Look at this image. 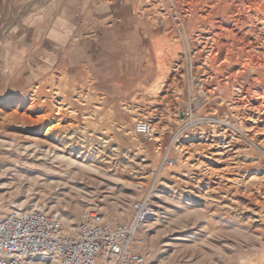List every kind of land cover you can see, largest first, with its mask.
<instances>
[{
	"label": "rangeland",
	"instance_id": "obj_1",
	"mask_svg": "<svg viewBox=\"0 0 264 264\" xmlns=\"http://www.w3.org/2000/svg\"><path fill=\"white\" fill-rule=\"evenodd\" d=\"M7 1L0 0V20L12 21L20 6L27 11L0 33V211H52L60 231L70 233L90 212L126 220L130 204L150 195L151 213L133 242L145 264H264V204L240 198L247 186H264V157L254 149L226 145L236 132L209 119H229L249 134L263 127L264 108L254 116L249 108L264 107V77L246 51L225 65L221 45L218 59L203 58L213 78L200 88L187 52L202 42L194 37V16L181 23L184 6H176L181 0H92L89 8L81 5L88 0H74L77 5L67 10L76 29L67 31L66 59L60 63L61 50L50 57V46L38 49L37 37L31 36L50 0ZM231 2L232 7L224 6L244 9V16L250 12V20L260 15L261 7L250 0ZM219 16L213 10L197 26H210ZM161 48L168 59L156 57ZM157 61L163 68L159 75ZM227 73L229 81L217 87L216 77L224 79ZM193 94L192 119L183 125L182 105ZM3 97L10 101L3 104ZM13 108L40 121L8 117ZM52 119L67 127L62 135L43 133ZM140 120L152 125L155 138L134 131ZM50 143L79 163L48 154ZM164 155L175 165L150 175ZM227 178L235 185L232 190L217 184ZM64 218L72 223L68 231L62 230Z\"/></svg>",
	"mask_w": 264,
	"mask_h": 264
},
{
	"label": "built area",
	"instance_id": "obj_2",
	"mask_svg": "<svg viewBox=\"0 0 264 264\" xmlns=\"http://www.w3.org/2000/svg\"><path fill=\"white\" fill-rule=\"evenodd\" d=\"M190 95L183 103L179 123L192 119ZM134 131L147 140L155 138L152 125L136 121ZM154 176L175 165L167 155L160 161ZM152 201L143 196L130 204L126 220L115 215L90 212L69 233L60 231L57 215L41 208L0 211V264H145L144 257L133 249L135 234L145 228Z\"/></svg>",
	"mask_w": 264,
	"mask_h": 264
},
{
	"label": "bare ground",
	"instance_id": "obj_3",
	"mask_svg": "<svg viewBox=\"0 0 264 264\" xmlns=\"http://www.w3.org/2000/svg\"><path fill=\"white\" fill-rule=\"evenodd\" d=\"M7 1V0H6ZM175 1V0H174ZM238 1V0H237ZM252 2V4L259 8V14L256 13V15H254V19L250 20L253 18H251V16H249V13H246V16H244L241 12V8H227L224 5L226 3H228L230 6L232 4L231 0H181L179 1L177 5L179 6H184V14L182 15L183 21L181 23H183L182 25H184L185 23H188V21L191 19L192 16H194L195 18V29L196 31L194 32L195 35V39L199 40L202 42V45H200L199 47H195L194 49H192L190 52L188 53V57H190V59L193 60V72L195 75V78H199L196 81V85H198L200 88H203V82L205 81V79L207 78H213V75L211 74L210 71H208L207 67L205 69L204 63L202 62L203 58L205 59L206 57H208V55H212V57L214 56V58L216 57L217 51H219V46L220 47H224L222 49V61L225 65V63H228L227 60L230 58H232L233 56H237L239 55V52L241 51H246L248 57L250 58L251 64L253 66L256 67V69L258 68L261 72V76L264 77V42H263V38H264V5L262 4L261 1L259 0H250ZM9 2V1H7ZM33 2V1H32ZM234 2V1H233ZM35 3V2H34ZM175 3V2H174ZM7 4V3H6ZM28 4V3H27ZM227 5V4H226ZM4 6V5H3ZM2 6V7H3ZM26 6V5H25ZM25 6H20L19 9H16L14 11V13L11 15L12 16V21L11 20H6L3 21L0 20V33L2 30H4V28L7 27V25L11 24L12 22L14 23V21H16L17 19L21 20V18L24 16L25 14ZM35 6V5H34ZM27 7V6H26ZM229 7V6H228ZM232 7V6H231ZM32 8V7H30ZM29 9V7H28ZM181 9V8H180ZM179 9V10H180ZM183 10V9H181ZM213 10H217L220 13V16L215 18L210 26H206V27H199L197 26L200 23L201 19H204L206 17H210L213 13ZM27 11V10H26ZM161 13V12H160ZM245 14V13H244ZM254 14V13H253ZM1 15V13H0ZM36 15V14H35ZM30 16V15H29ZM43 16V15H42ZM46 16V14L44 15V17ZM180 16V14H179ZM10 17V16H9ZM27 17V16H26ZM32 17V16H31ZM34 17V16H33ZM25 18V17H24ZM23 18V19H24ZM8 19V18H7ZM22 19V20H23ZM27 19V18H25ZM59 19V18H58ZM28 20L31 21V18H29ZM60 20V19H59ZM58 20V21H59ZM10 21V22H9ZM208 21V20H207ZM32 23V21H31ZM30 23V25H31ZM192 23V22H191ZM205 26V25H204ZM245 26V27H244ZM186 27V26H185ZM188 28V27H187ZM185 32V31H184ZM186 34V33H185ZM184 34V35H185ZM229 38L231 39H235L237 41H242L243 39H246V43L245 44H241V46H235L233 45V43L231 41H229ZM202 39V40H201ZM196 43V42H195ZM199 43V41H198ZM171 46V45H170ZM188 47V46H187ZM160 48V47H159ZM168 50V49H166ZM256 50L258 51V54L255 55L253 53V51ZM216 53V54H215ZM219 53V52H218ZM244 53V52H243ZM156 57H158V55H162L163 58L168 59L169 54L165 53V51L161 48L159 51H156ZM241 54V53H240ZM245 56V55H244ZM153 57V56H152ZM221 57V58H222ZM246 57V56H245ZM219 58V57H218ZM215 58V59H218ZM238 58V56H237ZM240 59V58H239ZM206 60V59H205ZM249 60V59H248ZM160 61V60H159ZM216 61V60H215ZM214 61V62H215ZM236 61V60H235ZM150 62V61H149ZM206 63V62H205ZM211 63V62H210ZM219 63V62H218ZM220 63V64H221ZM233 63V62H231ZM236 64V62H234ZM239 63V62H238ZM147 64V63H146ZM157 64V74L159 75L162 71L163 68L160 66L159 62H156ZM164 64V63H163ZM171 64V63H170ZM167 65V64H166ZM174 65V64H173ZM241 66V64H240ZM153 67V66H152ZM155 67V66H154ZM225 67V66H224ZM231 67V66H230ZM233 67V66H232ZM239 67V66H237ZM243 67V66H242ZM211 68V67H210ZM209 68V69H210ZM229 68V67H228ZM240 68V67H239ZM236 69V68H235ZM238 69V68H237ZM247 69V68H246ZM174 70V69H173ZM228 70V69H227ZM234 70V69H232ZM240 70V69H239ZM258 70V71H259ZM156 71V70H155ZM219 71V70H218ZM232 72V71H231ZM236 72V70H235ZM233 73V72H232ZM241 73V70L240 72ZM236 72V75L238 74ZM218 74V73H217ZM182 75V74H181ZM235 75V73L233 74ZM235 75V76H236ZM259 75V76H260ZM202 76V77H201ZM252 76V75H251ZM258 76V77H259ZM231 76H228V73L226 74V76L223 78L220 77H216L217 79V87L221 86L224 87L227 83V81H229V78ZM253 79V78H252ZM257 79V78H255ZM260 79V78H258ZM254 80V79H253ZM256 83V81H255ZM264 83V82H263ZM154 84V83H153ZM166 85V84H165ZM255 87V86H254ZM263 92L260 89V92H262L264 95V84H263ZM168 88V87H167ZM258 88V87H257ZM165 89V88H164ZM248 89V88H247ZM243 90V89H242ZM250 90V89H249ZM256 92V91H255ZM259 92V91H258ZM200 93V92H199ZM251 93V92H250ZM248 94V93H247ZM261 94V93H260ZM249 96V94H248ZM256 96V95H255ZM17 98V97H16ZM235 98V97H234ZM239 98V97H237ZM2 99V98H1ZM4 101L2 102L4 103H8L10 100V98H4ZM236 99V98H235ZM254 99V98H253ZM18 100V99H17ZM251 100V99H250ZM255 100V99H254ZM234 101V100H233ZM257 101V100H256ZM263 101V100H261ZM32 102V101H31ZM235 102V101H234ZM246 103V102H245ZM261 103V102H260ZM61 104V103H60ZM31 105V104H29ZM32 106V105H31ZM30 107V106H29ZM18 108V107H17ZM264 107H259L257 105H255L254 107H251L249 109H251V113L252 116H254V113H258L260 111H262L261 109ZM14 109V108H13ZM30 109V108H29ZM47 109V108H45ZM43 109V110H45ZM1 110V109H0ZM248 113V112H247ZM250 113V112H249ZM264 115V112H261ZM43 115V114H42ZM57 115V114H56ZM257 115V114H256ZM255 115V116H256ZM262 115V114H261ZM5 116V115H4ZM14 117V119H19V120H26L31 124H35L37 122L40 121V118L35 117V119L29 117L28 115H26L25 111H21L19 112L17 109H14L10 112V114L8 115V117ZM260 116V115H259ZM42 117V116H41ZM241 117V116H240ZM264 118V116H263ZM56 119V118H55ZM212 121H215L221 125H224L225 127L233 130L236 132V134L234 135H229L228 140L226 141V145L232 147V149H235L238 151V149L240 148L241 150H256L258 152V156L262 155L264 157V125L262 128H260L259 130H251L250 134L246 133L242 128L238 127V125H235L233 122H231L229 119L226 118H219V117H214V118H209ZM249 119H252L251 117H249ZM259 119V117H258ZM256 119V120H258ZM5 120V119H4ZM262 119H260L261 121ZM11 122V121H10ZM16 122V121H15ZM24 122V121H23ZM42 123V122H41ZM252 124V123H251ZM38 125V124H36ZM70 125V124H69ZM248 125V124H247ZM246 126V125H245ZM250 126V125H249ZM69 127V126H68ZM248 127V126H246ZM251 127V126H250ZM64 125L60 124L57 120H51L49 123H47L44 127V131L43 133L47 136L50 132H57L58 135H60L62 133L63 130H65ZM224 128V127H223ZM254 128V127H252ZM256 128V127H255ZM41 129V128H40ZM228 129V130H229ZM249 129V128H248ZM154 130V129H153ZM225 130V129H224ZM229 130V131H231ZM155 131V130H154ZM223 131V130H222ZM65 132V131H64ZM225 132V131H224ZM228 133V132H227ZM156 134V131H155ZM221 134V133H220ZM44 135V136H45ZM62 135V134H61ZM224 135V134H223ZM228 135V134H227ZM214 138V137H213ZM258 140H256V139ZM49 137L48 138H43L42 140L44 141H49ZM202 139V137L200 138ZM206 139V138H205ZM209 139V138H208ZM221 139V138H220ZM37 141V140H36ZM42 144V143H41ZM49 144V143H48ZM182 144V143H181ZM47 145V143H46ZM213 145V144H212ZM225 145V144H224ZM225 145V146H226ZM44 146V145H43ZM216 146V145H215ZM218 146V144H217ZM222 147V146H221ZM227 147V146H226ZM26 148V147H25ZM58 146L53 143H50V147L48 149V154L52 153L53 155L58 156V158H61L62 160L68 162V163H76L78 164L79 162L77 160H75L74 158H72L71 156H66V154H59L58 150H57ZM179 150H184L182 146L178 147ZM196 148V147H195ZM189 149V148H188ZM218 150V149H217ZM221 150V149H220ZM199 151V150H198ZM223 151V150H222ZM231 151V149H230ZM219 152V151H218ZM225 152V150H224ZM228 152V151H227ZM185 153L187 154L188 152L185 151ZM198 153V152H197ZM216 153V152H215ZM220 153V152H219ZM234 153V152H233ZM199 154V153H198ZM214 154V153H212ZM217 154V153H216ZM260 154V155H259ZM189 156H191V154H188ZM222 155V154H221ZM238 155V154H237ZM243 155V154H242ZM73 156V155H72ZM183 156V155H182ZM189 156H187L189 158ZM213 156V155H212ZM245 157H249L248 155H245ZM74 157V156H73ZM224 157V156H223ZM238 157V156H237ZM252 157V156H250ZM256 157V156H255ZM197 158V157H196ZM199 158V157H198ZM222 158V157H221ZM260 158V157H259ZM212 159V158H211ZM220 159V157H219ZM251 159V158H250ZM189 160V159H188ZM198 160V159H197ZM196 160V162H197ZM243 160V159H241ZM258 160V159H257ZM195 161V160H194ZM213 161H215L216 163H220L218 160L213 159ZM224 161H227L226 159ZM250 161V160H248ZM229 162V161H228ZM264 162V161H263ZM223 163V162H222ZM221 163V164H222ZM255 163V162H254ZM261 164V163H260ZM224 165H228V164H224ZM264 165V164H263ZM211 166V165H210ZM221 166V165H220ZM222 167V166H221ZM226 167V166H225ZM244 167V166H243ZM263 167V166H262ZM252 168V166H251ZM257 168V167H256ZM197 169V168H196ZM206 171H208L210 174H217L216 171H214L215 169L213 168H209V166L206 167ZM213 169V170H212ZM217 169V168H216ZM219 169V168H218ZM241 169V168H240ZM250 169V167H249ZM260 169V168H259ZM262 169V168H261ZM257 170V169H256ZM247 171V170H246ZM250 171V170H248ZM261 172V171H260ZM247 173V172H246ZM263 173V172H262ZM230 174V173H229ZM259 174V173H258ZM220 175V174H219ZM234 175V174H233ZM230 176V175H229ZM264 176V175H263ZM243 177V176H241ZM245 177V176H244ZM239 178V177H238ZM264 178V177H262ZM218 179V178H217ZM220 179V178H219ZM248 179V178H247ZM208 180V179H207ZM233 180V179H232ZM237 180V179H236ZM239 180V179H238ZM237 180V181H238ZM220 181V180H219ZM217 182V184H222L224 185L225 189L229 188L231 189V187L233 185L227 183L228 181L231 182L230 179L227 178L225 183L222 182ZM247 181V180H246ZM250 181V180H249ZM210 182V181H209ZM215 182V181H214ZM224 182V181H223ZM234 182V181H233ZM213 183V182H212ZM235 186V185H234ZM233 186V187H234ZM253 189V190H251ZM227 190V191H228ZM232 190V189H231ZM237 194V193H236ZM235 196V195H234ZM233 197V196H232ZM244 198L246 200H250L251 204L263 207L264 204V186L261 188L260 186H255L253 185V187L251 186H247L245 191L241 192L240 198ZM226 198V196H225ZM228 198V197H227ZM239 200V199H238ZM244 201V200H242ZM241 202V201H240ZM256 217V216H255ZM263 217V216H262ZM260 218V217H259ZM257 219V218H256ZM261 219V218H260ZM71 222L69 220H66L65 218L63 219V231H68V229H70L71 227ZM73 230V229H72Z\"/></svg>",
	"mask_w": 264,
	"mask_h": 264
},
{
	"label": "crops",
	"instance_id": "obj_4",
	"mask_svg": "<svg viewBox=\"0 0 264 264\" xmlns=\"http://www.w3.org/2000/svg\"><path fill=\"white\" fill-rule=\"evenodd\" d=\"M75 3L77 5V2H74V0H50V3L45 4L46 7H48L46 13L47 17H44L42 19L43 21H34L35 25L33 31H35V33L31 36L37 37L35 42H38V49L42 46V48H44V45L50 46V49L48 50L50 57H54L56 52L61 50L63 56H61L59 60L60 63H63L66 59L64 56L66 49L64 47L68 43L66 41V38L69 36L67 31H74L76 29L75 25L72 24V21L70 20L71 17L68 16L69 14L67 10L69 7H74ZM91 3H93V1L88 0V2H84L81 5L84 6L87 4V7L89 8ZM82 10L84 12L85 9ZM59 17H64L66 19L64 21H58ZM28 24L30 23L28 22Z\"/></svg>",
	"mask_w": 264,
	"mask_h": 264
}]
</instances>
